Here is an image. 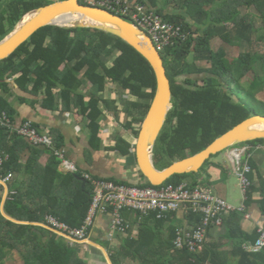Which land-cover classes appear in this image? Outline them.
Wrapping results in <instances>:
<instances>
[{"label": "trees", "instance_id": "trees-1", "mask_svg": "<svg viewBox=\"0 0 264 264\" xmlns=\"http://www.w3.org/2000/svg\"><path fill=\"white\" fill-rule=\"evenodd\" d=\"M3 1L0 0V7ZM136 1L148 10L160 5V0ZM172 1L168 0L169 3ZM50 3L49 0L7 3L5 10H0V41L13 31L26 13ZM208 5H212L213 10H206ZM180 7L185 13H167L160 7L157 11L162 19L181 27L188 36L186 41L161 52L171 83L173 107L155 149V163L160 170L162 168L158 165L165 160L171 165L173 161L205 150L219 136L259 113L257 110L264 117V102L256 97L264 85V75L253 67V63L254 66L264 65V55L259 58L258 53L247 50L229 59L234 49L251 48L264 41V34L255 27L256 20L264 23V0H182ZM187 19H194L195 23ZM231 22L233 27L228 29L225 24ZM219 36L224 46L215 51L212 41ZM227 47L232 50L221 51ZM115 52L112 62L108 63V57ZM190 55L192 63L188 60ZM195 61H207L211 67L200 68ZM204 73L209 76L201 83L193 77V74ZM15 76L22 91L43 96L41 106L48 110L62 107L70 111L73 106L80 107L79 114L90 122L91 143L94 144L99 138L104 116L100 108L102 98L93 93L86 104L85 95L80 91L86 82L98 86L101 92L106 91L108 85H118L136 97L138 101L131 104L129 113L132 116L138 109L142 113L139 117L134 115L125 130H132L137 139L157 86L151 65L139 52L119 37L90 28L46 26L39 29L10 57L0 62V88L8 92L7 79ZM104 102L105 108L109 109L107 101ZM0 109L15 120L16 111L2 97ZM136 123L139 128L135 127ZM33 126L37 129V125ZM263 141L259 139L247 144ZM54 144L57 148L63 147V138H55ZM118 145L119 149L127 145L126 153L132 148L122 137L118 138ZM43 146L34 145L13 129L0 127V179L12 174L6 183L8 196L4 212L12 219L30 223L18 224L3 215L4 186L0 185V262L9 250H18L23 253L20 264H87L80 255L84 245L58 233L66 232L54 226L48 217L70 228L81 227L92 201V186L88 182L83 186L80 174L60 173L62 164L59 158L54 151ZM46 152L50 158L44 166L40 159ZM250 165L253 169L252 162ZM252 172L246 175L252 182L246 204L249 208L252 202H257L264 215L263 177L258 174V182H255ZM190 175H176L164 185L177 187L189 181ZM145 185L151 186L148 181ZM190 185L200 187L195 183ZM256 193L260 200L254 201ZM179 213L161 218L156 213L146 216L138 238L130 235L119 248L111 250L113 263L126 264L128 260H136L139 264H264V249L251 253L244 248L245 243H254L258 234L248 235L242 231V214L239 212L234 211L223 219L222 230H227V235L223 236L228 237L231 247L229 253L222 252L215 243L198 252L187 247L178 249L176 240L179 235L196 230L204 218L202 214H189L185 217L186 224L177 226L175 220ZM166 227L169 237L161 239L160 231ZM233 259L235 262H231Z\"/></svg>", "mask_w": 264, "mask_h": 264}, {"label": "crops", "instance_id": "crops-1", "mask_svg": "<svg viewBox=\"0 0 264 264\" xmlns=\"http://www.w3.org/2000/svg\"><path fill=\"white\" fill-rule=\"evenodd\" d=\"M11 1L13 0H4V3L0 7V10H5L6 4ZM15 1L19 2V0ZM160 6L161 4L159 5V7ZM5 26L6 28L8 27L7 21L5 23ZM217 38L222 40L221 44L223 47L224 43L222 37L219 36ZM228 48L230 47L224 49L228 50ZM230 50H232V48H230ZM198 76L201 75H197L196 78H198ZM15 79L16 76L7 79L10 87L8 92H5L3 90V87L0 88V97L8 101L11 108L16 111L14 125L17 126L23 122H26V120L31 121L32 124L37 125V129H35L40 134L45 135L47 136V138L51 139L50 144H45L46 146L44 145L43 148L54 151L55 155L59 158L60 165L62 164L59 168L60 173L80 174L81 177L79 180L81 181L83 186H85L87 182L90 184V186H92V201L88 209L87 216L90 213L93 200L97 194V189H95V187L92 185L93 181L110 182L116 185L127 186H135L146 183L137 159L138 139L134 136L132 130H125L126 124L133 119V116L135 115L139 117L142 113L141 110L138 109L134 110V114L132 116L130 115L129 110L131 109V104L138 101L136 97H134L131 93L129 96L124 95V98H122L124 101H122V99L118 100L115 97H110L113 93H118V85H108L106 91L101 92L98 86L86 82V85L80 89V91L85 95L86 104H89V101L91 99L90 95L93 93L97 94L99 97L101 96L102 98L100 102V108L104 116L101 121V130L99 133V138L97 140L100 141V143L97 144V141H95L94 144L91 143L92 131L89 127L90 122L88 119L83 118V116L79 114L81 113L80 107L78 108L73 106L72 110L70 111L65 110V108L62 107L56 110H48L41 106L43 96H34L22 91L16 84ZM104 101H107V106H109V109L105 108ZM0 111L6 112L2 111L1 109ZM135 127L139 128V126H137V123L135 124ZM57 137L63 138L64 145L61 148H57L54 144L55 138L57 139ZM119 137L125 139V141L132 146L128 153L124 152L127 151V145H122V147L119 149ZM23 138L26 139L25 137ZM245 149L246 150L242 155V160L243 158L245 159L243 164L248 163L250 169L253 170L252 176L254 177L255 182H258V177L259 175H261L263 177L264 183V141L255 144H247L245 146ZM60 155H62V157ZM49 158L50 154L46 152L42 155L40 162L44 166H46ZM65 161L70 162L71 165H73L74 170H69L64 164ZM23 162H25V160H23ZM251 162L254 166L253 169L250 165ZM227 166L228 165L226 161L223 164L214 163V165L211 166L208 171H200L195 176L190 177L189 180L196 184H202L206 188L209 187L210 189H204L209 191L212 190V193H217L218 196L221 195L223 200L224 198L228 200L229 192L227 185L230 186V182H228V179L226 181L224 180V177L229 176ZM87 176L91 180L87 179V181H85L84 178H86ZM201 179L207 182L200 183ZM186 183H188V181ZM5 185H3L4 201L2 203V210H4V203L8 196V186ZM246 199L247 196L245 198L241 190V198L239 200V204L233 205L230 204L231 202L228 204L237 209L244 204L247 207V211L252 213L253 218L246 219L245 213L236 211L242 214V231L245 234L252 235L254 232L257 233V223H261L264 228V215L258 208L257 202H252L249 205L250 207L248 208ZM253 200H260V196L258 195V193H256V195L253 197ZM102 208L104 211L97 214L93 225L89 227L87 235L85 236V239L83 241L70 239V241L74 243L79 242L84 245L80 252V255L82 256V258H84L87 264H89V261L87 262L86 259L88 258L87 255L89 256L88 252L90 249H95L98 253L95 258H92L93 263L100 264L102 262V264H114L110 256L111 250L116 247L119 248L126 242L130 235L134 239L138 238V236L140 235V229L142 227L141 223L146 217V215L140 212L123 211L121 212V218L123 219L124 228H121L119 226H114L115 216L117 213L116 209L105 204H103ZM175 222L177 226H183L186 224V219L181 213H179L178 216H176ZM200 222L202 223V221ZM200 222L196 223L195 226H197ZM27 223L30 224L29 222ZM84 223L85 221L79 228L71 229H81L84 226ZM132 224L135 225L132 226ZM66 226L69 227L68 225ZM160 233L162 236L161 239L169 237V231L167 227L164 228L163 231H160ZM223 235H227V230H222V228L211 229V232L208 235V240L206 241L202 250L204 251L208 245L215 243L219 245V247H221L222 252L229 253L231 251L230 242L228 241V237H224ZM253 245L254 243L249 241L244 244V248L251 253L259 252L264 249L262 248L258 251H251L250 248ZM125 251L127 252V247ZM127 262L128 263L126 264H139V262L136 260H128ZM231 262H235V260L233 259V261Z\"/></svg>", "mask_w": 264, "mask_h": 264}, {"label": "water", "instance_id": "water-1", "mask_svg": "<svg viewBox=\"0 0 264 264\" xmlns=\"http://www.w3.org/2000/svg\"><path fill=\"white\" fill-rule=\"evenodd\" d=\"M51 3L26 13L13 31L0 41V62L10 57L41 28H90L121 38L151 65L156 77V92L137 140L140 170L152 186H159L175 175L197 172L204 163L225 149L256 139H264V117L252 116L218 138L203 152L159 170L155 166L156 142L173 107V93L161 53L152 38L137 24L100 7L83 5L79 0H49ZM4 185V182H0ZM85 183V181H84ZM4 208V207H3ZM3 215L15 223L20 222ZM61 235L68 238L67 235Z\"/></svg>", "mask_w": 264, "mask_h": 264}, {"label": "built area", "instance_id": "built-area-1", "mask_svg": "<svg viewBox=\"0 0 264 264\" xmlns=\"http://www.w3.org/2000/svg\"><path fill=\"white\" fill-rule=\"evenodd\" d=\"M84 2L88 3L89 6L100 7L113 14L129 18V22L137 24L152 38L160 53L169 47H174L179 42L186 41L187 35L182 31L181 27L166 22L160 15L154 13L152 9L148 10L134 0H89ZM0 127H8L10 129L15 127L6 112L0 111ZM17 132L34 145L50 144L49 138L40 134L30 122L20 125L17 128ZM60 156L62 157V155ZM64 164L69 170H74L70 162L65 161ZM236 170L242 179L244 192L247 193L251 185V182L246 177L251 171L250 167L239 162ZM11 177L12 174L8 175L2 182L6 184ZM86 178L91 180L88 176ZM92 185L97 189V194L81 229H71L65 224L59 223L55 218H49V221L54 226L64 229L69 237L77 241L85 239L87 231L93 225L97 214L104 211L102 208L103 204L116 209L114 226L124 228L123 219L121 218V212L123 211H136L144 215L156 213L161 218L164 215L179 212L181 204L189 203L194 211H201L204 218L201 225L196 227V230L185 231L183 235H179L176 240V247L178 249L187 247L190 251L198 252L204 248L208 233L211 231L209 228L221 229L224 226V217L229 216L230 213L228 212L232 213L234 211L232 206L209 191L206 193H202L198 189H186L183 191V189H176L173 186L162 189L155 187L140 188L100 181H93ZM245 218L252 219V213L249 212ZM256 230L258 238L250 248L251 251H258L264 248L263 225L257 223Z\"/></svg>", "mask_w": 264, "mask_h": 264}, {"label": "rangeland", "instance_id": "rangeland-1", "mask_svg": "<svg viewBox=\"0 0 264 264\" xmlns=\"http://www.w3.org/2000/svg\"><path fill=\"white\" fill-rule=\"evenodd\" d=\"M80 1V3L82 4V2H83V5H88V3H86V2H84V1H89V0H79ZM134 1H136V0H134ZM136 2H138V1H136ZM160 3L159 4H161V6H160V8H163L164 9V11L165 12H171V13H176V14H178V13H184V10L180 7V5L182 4V0H173L172 2H168V0H160L159 1ZM211 6L212 5H208V6H205V9L206 10H213V8H211ZM158 8H159V6H154V7H152V11L154 12V13H158L157 11H158ZM241 11L243 12V13H247V11H246V9L245 8H241ZM158 15H160V14H158ZM163 15H164V12H163ZM162 16V15H161ZM127 20V19H126ZM184 20V19H183ZM187 20H189L191 23H195V20L194 19H187ZM256 28L257 29H259V30H261L259 33L260 34H264V23L263 22H261V21H258V20H256ZM225 26L228 28V29H231L232 27H233V22H231V23H229V24H225ZM188 39V36H186V40ZM262 41V40H261ZM222 40H220L219 38H216V39H214L213 41H212V47H213V49L215 50V51H218L221 47H222ZM228 50H230V48H228ZM228 50H225V49H223V50H221L222 52H228ZM251 51L252 53L255 51V53H258V55H256L257 57H262L263 55H264V41H262V42H257L256 44H254L251 48H242V50L241 49H239V48H237V49H234V51H233V54H232V56L231 57H229V59L230 60H232V59H234V58H236L237 56H239L240 55V53H243V52H245V51ZM114 55H116V52L115 53H113L111 56H110V58L108 57V63H110V62H112V59H113V57H114ZM188 60L192 63L193 62V58H192V55H190L189 57H188ZM195 64L197 65V66H199V67H203V69H209L210 67H211V64L210 63H208L207 61H204V62H201V61H195ZM263 66L264 65H256V66H254V63H253V67H255L256 68V71L259 73V74H261V73H263V74H261V75H264V69H263ZM207 73H204V74H202L201 76H198V80H199V82L201 83V80L203 79H205L206 80V78L208 77V75L209 74H207ZM210 76H212V77H214V75H210ZM193 77H197V75L196 74H193ZM203 80H202V82H203ZM202 85H203V83H202ZM204 85H205V81H204ZM117 90H118V93H113L110 97H115V98H117L118 100L119 99H122V98H124V95H126V96H129L130 95V91L129 90H122L121 89V87H119V86H117ZM229 93H231V92H229ZM117 94V95H116ZM113 95H115V96H113ZM257 96V99H259V100H261V101H263L264 102V85H263V87L261 88V90H259L258 92H257V94H256ZM122 101H124L123 99H122ZM121 105H123V104H121ZM257 112H259V113H257V114H255V115H252V116H256V115H258V116H263V115H259L260 113H262L261 111H258L257 110ZM11 118V117H10ZM11 120H12V118H11ZM244 122V121H243ZM242 123V122H241ZM239 125V124H238ZM137 126H139V125H137ZM230 131V130H229ZM228 131V132H229ZM226 134V133H225ZM223 135V134H222ZM221 135V136H222ZM220 137V136H219ZM49 140H50V142H51V139L49 138ZM216 141V140H215ZM245 144H241V145H238L239 147H243ZM46 146V145H45ZM229 151L230 150H227V151H225V152H223V153H221V154H219V155H216V156H214L210 161H209V164H206L200 171H205V170H209L210 168H211V166H213L214 165V163H219V164H223L225 161H226V163H227V169H228V171H229V176L228 177H224V180L226 181L227 179H228V182H230V186L229 185H227L228 186V192H229V198H228V200L226 199V198H224V200L227 202V203H230V204H233V205H237V204H239V200H240V198H241V190H242V187H241V178L239 177V176H237V174L235 173V171H234V169H233V167H232V164H231V162L228 160V158H227V155H229ZM191 156V155H190ZM190 156H188V157H190ZM169 160V159H168ZM244 158H243V162L242 163H244ZM174 162V161H173ZM170 165V162L169 161H167V160H165L162 164H160V165H158L159 167H161L162 169H164V167H167V166H169ZM231 171V172H230ZM10 175V174H9ZM196 174H191L190 175V177H192V176H195ZM190 177H189V179H190ZM247 177V176H246ZM1 180V179H0ZM202 182H207V181H205V180H203V179H201L200 180V183H202ZM188 183H190V184H193L194 182H191L190 180L188 181ZM196 184V183H195ZM0 185H2V184H0ZM196 185H198V186H200V188H206V187H204L202 184H196ZM3 186V185H2ZM207 186H210V185H207ZM206 189H210L209 187H207ZM212 191V190H211ZM243 193V192H242ZM219 197L220 198H222V196L221 195H219ZM49 218L50 217H48V220H49ZM64 235H67L68 236V234L67 233H63ZM88 254H89V256L87 255V262L89 263V264H96V263H93L92 262V258H95L97 255H98V253H97V251L95 250V249H90L89 250V252H88ZM22 256H23V253H21V252H19L18 250H9V253H8V255L6 256V257H4V259L2 260V262H0V264H20L19 262H20V260L22 259ZM94 260V259H93ZM22 261V260H21ZM100 264H102V262L100 263Z\"/></svg>", "mask_w": 264, "mask_h": 264}, {"label": "bare ground", "instance_id": "bare-ground-1", "mask_svg": "<svg viewBox=\"0 0 264 264\" xmlns=\"http://www.w3.org/2000/svg\"><path fill=\"white\" fill-rule=\"evenodd\" d=\"M80 2V1H79ZM119 16V15H118ZM120 17H123V16H120ZM164 60V59H163ZM154 99V98H153ZM173 101V100H172ZM152 104V103H151ZM151 107V106H150ZM252 117V116H251ZM250 118V117H249ZM248 118V119H249ZM247 120V119H246ZM245 120V121H246ZM167 122V121H166ZM241 124V123H240ZM165 125H166V123H165ZM165 127V126H164ZM236 127V126H235ZM5 128V127H4ZM7 129H9L8 127H6ZM164 129V128H163ZM233 129V128H232ZM231 129V130H232ZM13 130L18 134V132H17V128L16 127H14L13 128ZM163 131V130H162ZM162 133V132H161ZM227 133V132H226ZM161 135V134H160ZM224 135V134H223ZM222 135V136H223ZM160 137V136H159ZM221 137V136H220ZM220 137H218V138H220ZM217 138V139H218ZM216 139V140H217ZM158 140H159V138H158ZM158 140H157V142H158ZM256 140H259V139H256ZM256 140H253V141H256ZM264 140V139H263ZM157 142H156V145H157ZM215 142V141H214ZM213 142V143H214ZM249 142H252V141H249ZM249 142H247V143H249ZM213 143H211V144H213ZM247 143H241V144H245L243 147H239L238 145H236V146H231V147H229V148H227V149H225L224 151H222V152H220V153H218V154H216V155H219V154H221V153H223V152H225V151H227V150H230L229 151V155H227V158H228V160L231 162V164H232V167H233V169H234V171H235V173L237 174V176H239L238 175V172H237V170H236V168H237V166H238V163L239 162H241L242 163V155L244 154V152H243V150L245 149V146L247 145ZM210 144V145H211ZM241 144H239V145H241ZM209 145V146H210ZM208 146V147H209ZM207 147V148H208ZM155 148H156V146H155ZM206 148V149H207ZM205 149V150H206ZM204 151V150H203ZM203 151H201V152H203ZM200 152V153H201ZM197 154H199V153H197ZM197 154H195V155H197ZM195 155H192V156H195ZM216 155H213V156H211V158L209 159V160H207L205 163H204V165L197 171V172H190V173H184V174H198L199 172H200V170L207 164V162H209L214 156H216ZM192 156H190V157H192ZM187 158H189V157H186V158H184V159H187ZM184 159H182V160H184ZM182 160H177V161H174V162H172V164H174L175 162H178V161H182ZM154 162H155V158H154ZM171 164V165H172ZM170 165V166H171ZM155 166H156V163H155ZM170 166H168V167H170ZM168 167H166V168H168ZM166 168H164V169H166ZM164 169H162V170H164ZM160 170V169H159ZM184 174H180V175H184ZM144 176V175H143ZM176 176V175H175ZM174 177V176H173ZM240 177V176H239ZM144 178H145V176H144ZM241 178V177H240ZM85 179V181H87V178H84ZM145 181L147 182L148 180L145 178ZM148 183H149V181H148ZM166 183V182H165ZM164 183V184H165ZM150 184V183H149ZM164 184H162V185H159V186H152L151 184V186H147V185H145V183L144 184H140V185H135V186H137V187H140V188H158V189H162V188H165V187H168V186H173V185H164ZM133 186V185H132ZM174 187V186H173ZM241 187H242V192H243V195H244V197L246 198V196H247V193H245L244 192V187H243V183H242V179H241ZM174 188H176V189H178V188H181V189H183V191H185L186 189H193V190H196V189H198L200 192H202V193H206L207 191H209V190H206V189H203V188H200V187H196V186H191L189 183H183V184H181V185H179V186H177V187H174ZM209 192H211V191H209ZM212 193V192H211ZM212 194H214V195H216L218 198H220L219 196H218V194L217 193H212ZM220 199H222V198H220ZM223 200V199H222ZM225 201V200H224ZM226 202V201H225ZM227 203V202H226ZM228 204V203H227ZM229 205V204H228ZM234 208V211H240V212H243V213H245V216H247V214L249 213L248 211H247V207L243 204L241 207H239L238 209L237 208H235V207H233ZM233 211V212H234ZM179 212L183 215V217L185 218L187 215H189V214H195V215H201V211H194L193 210V208H192V206L189 204V203H184V204H181L180 205V207H179ZM224 213H227V212H224ZM148 215H151V213L150 214H147L146 216H148ZM67 238V237H66ZM68 239H73V238H71V237H69L68 236ZM73 240H75V239H73Z\"/></svg>", "mask_w": 264, "mask_h": 264}, {"label": "clouds", "instance_id": "clouds-1", "mask_svg": "<svg viewBox=\"0 0 264 264\" xmlns=\"http://www.w3.org/2000/svg\"><path fill=\"white\" fill-rule=\"evenodd\" d=\"M12 122H13V124H14V121H13V120H12ZM23 123H26V122H23ZM23 123H21V124H19V125H17V126H16V125H14V126H15L16 128H18V127H19L20 125H22ZM30 123L32 124V122H30ZM32 125H33V124H32ZM18 135H19V134H18ZM19 136H21V135H19ZM21 137H23V136H21ZM1 181H2V180H1ZM0 184H2V183H0ZM2 185H3V184H2ZM4 185H5V184H4ZM5 186H6V185H5ZM58 233L61 234L62 232H59V231H58ZM62 234H63V233H62Z\"/></svg>", "mask_w": 264, "mask_h": 264}]
</instances>
